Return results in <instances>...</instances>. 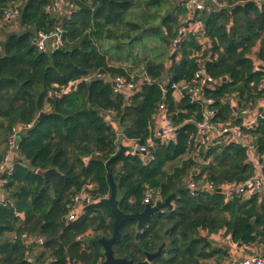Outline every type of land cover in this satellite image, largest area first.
I'll use <instances>...</instances> for the list:
<instances>
[{"label": "trees", "instance_id": "trees-1", "mask_svg": "<svg viewBox=\"0 0 264 264\" xmlns=\"http://www.w3.org/2000/svg\"><path fill=\"white\" fill-rule=\"evenodd\" d=\"M63 1L47 11L57 0H0L1 12L17 8L22 30L7 34L0 46V161L13 127H29L17 139L13 171L2 177L0 264H102L99 240L112 236L114 222L101 201L110 194L108 161L124 214L143 211L148 189L155 191L150 205L175 194L173 208L153 214L144 229L138 230L135 220L121 225L115 258L140 263L160 250L149 264H233L235 255L243 257L255 245L264 256L263 195L233 192L256 175L249 153L264 158V118L243 129L249 153L236 142L198 148L202 103L187 95L177 100L169 86L166 93L159 87L192 84L201 71L216 82L203 97L213 100L218 122L230 120L232 95L238 109L259 106L264 101V68L258 67L264 65V2L217 0L219 7L207 2V8L192 13L193 31L173 50L172 41L189 18L184 0ZM58 27L59 49L39 50L37 34L49 35ZM109 59L120 65H109ZM126 62L129 67L122 65ZM139 67L151 83L129 101L93 76L129 77ZM161 103L171 113L175 141L162 143L155 134ZM121 140L151 141L153 160L128 151L112 159ZM85 186L91 187L93 203L68 222L69 205ZM24 234L40 236L44 244H28ZM215 235L236 243V252L215 244Z\"/></svg>", "mask_w": 264, "mask_h": 264}, {"label": "built area", "instance_id": "built-area-1", "mask_svg": "<svg viewBox=\"0 0 264 264\" xmlns=\"http://www.w3.org/2000/svg\"><path fill=\"white\" fill-rule=\"evenodd\" d=\"M247 2L260 3L264 0H245ZM64 1L57 0L54 6H47L46 10L50 11L60 7ZM207 2H210L216 7L221 6L218 4L217 0H187L185 1V7L188 10V21L184 22L183 25L179 28L178 34L175 40L172 41L173 50L176 49L177 45L183 41V39L190 32L193 31L191 25V16L195 10H202L205 7L207 8ZM73 10V6H67V13L70 14V11ZM18 10L17 8H9L6 10L0 11V29L9 25L12 22L17 21ZM50 41L49 46H46V43ZM62 43V30L58 27L53 33L46 35L38 33L35 39V45L41 51L54 52L61 46ZM258 67H264L263 64H259ZM96 78L101 79L105 82L111 84L113 92L116 94H121L123 97L129 101L130 97L134 94L135 91L140 89L144 84L151 83L150 78L143 72L139 74L130 75L129 77L125 76H111V74H100L95 73ZM216 85V82L213 81L210 77L206 76L201 71H197L195 77L192 81V84L180 82V83H160L159 87L162 93L167 92V86L172 92H177L181 97L184 95L189 96L190 100L193 102L202 103V120L197 124V147H203L204 149L216 147L223 144H228L231 142H236L242 146L251 150L249 146V138L243 132V129H252L259 118H264V101H261L254 108H245L238 109L236 105V97L232 95L229 98L230 107H231V118L227 122H218L216 117V111L213 110L210 105L213 104L212 99H206L203 97L204 89L211 88L213 89ZM66 89H62L60 92L54 93V96H60L64 93ZM235 97V98H234ZM107 119L109 116H105ZM159 119L162 123V127L159 132L156 134L157 138L161 140L162 143L175 141V128L173 126L171 115L168 112V109L164 103L159 104L157 112L154 116V120ZM234 119H240L241 124H236ZM29 127L25 125H19L18 130L15 131L13 138L11 139V156L13 161L6 155L0 161V189L5 180L2 178L3 175L10 174L13 171L14 160L16 157L13 156L15 150L17 149V139L19 135L26 131ZM128 145V153L137 154L145 156L147 161L153 160L152 154L148 152V147L152 145V142L149 141L147 145H141L137 142L130 141ZM15 146V147H14ZM249 160L255 162L256 164V175L250 180L237 185L233 188V192L238 196L248 197L250 195L259 194L263 195L264 199V158L258 159L254 152L249 153ZM207 187L210 190H213L211 184H207ZM188 188L193 191L195 189V184L191 181L188 182ZM91 189L90 186L83 187L72 199L71 205H69V212L67 214L68 222L75 221L81 214L85 206L93 203L92 197L89 195L88 191ZM155 196V191L148 189L145 192V198L143 202L149 204L150 201ZM4 197L0 193V201H3ZM157 201V200H155ZM23 238L28 244L35 243L39 246L44 244V239L40 236L34 238H28L26 234L22 235ZM227 244L231 248V251L236 252L237 244L231 242L226 238ZM256 252V250H254ZM253 252V253H254ZM234 264H264V256L258 254H249L248 252L245 255L237 260Z\"/></svg>", "mask_w": 264, "mask_h": 264}, {"label": "water", "instance_id": "water-1", "mask_svg": "<svg viewBox=\"0 0 264 264\" xmlns=\"http://www.w3.org/2000/svg\"><path fill=\"white\" fill-rule=\"evenodd\" d=\"M187 1V0H184ZM264 68V67H261ZM74 86L71 87L73 89ZM43 116L41 114L38 117V120ZM127 148L120 145L117 153L112 157V159L118 158L120 155L126 153ZM111 159V160H112ZM21 162V160H19ZM109 162L106 163L107 170V178L110 185V194L107 198L101 200L102 203L109 206L112 215L114 216L113 222V234L110 238H101L99 240L104 253V261L102 264H149L150 261L157 256H160V250H158L155 254H148L145 261L140 263H134L133 261H128L126 259H119L114 257L113 253V245L118 241L120 237V227L125 221L135 220L137 222V229L142 230L145 226L151 221L152 215L158 213L162 210H171L173 208V199L175 198V194L169 195L162 201L156 202L154 205L146 204L143 211L140 213L133 214H124L118 209V202L116 199L117 195V187L114 181L113 175L109 169ZM221 189H216V192H220ZM205 241V239H203Z\"/></svg>", "mask_w": 264, "mask_h": 264}, {"label": "rangeland", "instance_id": "rangeland-1", "mask_svg": "<svg viewBox=\"0 0 264 264\" xmlns=\"http://www.w3.org/2000/svg\"><path fill=\"white\" fill-rule=\"evenodd\" d=\"M55 4L53 3V4H51V6H54ZM55 9V8H54ZM65 13H66V11H65ZM188 18V17H187ZM182 21V20H181ZM184 21V20H183ZM22 30L20 29V27L18 26V23H17V21H15V22H12V23H10L9 25H7V26H5V27H3L2 29H0V46H1V44H2V42L4 41V39H5V36L7 35V34H9V33H20ZM146 40V39H145ZM145 43H149V41H145ZM49 44H50V41L49 42H47L46 43V46H49ZM46 51V50H45ZM136 51V50H135ZM108 63H109V65H112V66H119L120 64H119V62H117V61H114V60H111V59H109L108 60ZM124 67H129L130 66V64H128L127 62L126 63H123L122 64ZM127 70V72H128V69H126ZM139 73H141V68L139 67V68H136L135 70H133L132 72H131V74L130 75H134V74H139ZM129 75V76H130ZM254 106H256V105H254ZM254 108V107H253ZM171 114V113H170ZM18 130V125L17 126H14L13 127V129L10 131V133H9V135H8V137H7V157H9L10 159H11V161H13V158H12V156H11V139L13 138V135H14V133H15V131H17ZM25 132V131H24ZM23 132V133H24ZM118 140V139H117ZM119 142V147H120V145L124 142V143H126V142H129V141H124V140H121V141H118ZM3 142H1L0 141V145L2 144ZM121 146H123V147H126L127 148V151H128V145H127V143H126V146H124V144L123 145H121ZM15 147V146H14ZM119 147H118V150H119ZM126 151V152H127ZM197 154V153H196ZM0 193H1V195H3V192H2V190H0ZM255 250H256V252H254L255 254H258V255H263V249H262V247L261 246H257V248H255ZM249 253V252H248ZM205 264H213V262L210 260V261H207V262H205Z\"/></svg>", "mask_w": 264, "mask_h": 264}, {"label": "crops", "instance_id": "crops-1", "mask_svg": "<svg viewBox=\"0 0 264 264\" xmlns=\"http://www.w3.org/2000/svg\"><path fill=\"white\" fill-rule=\"evenodd\" d=\"M173 97H174L175 99H177V100L180 99V96H179V94H178L177 92H173ZM161 127H162V123H161V121H160L159 119H157V120L155 119V120H154L155 134H157V133L159 132V130H160ZM126 143H127V145L130 144L129 142H126ZM126 143L123 142L121 145L124 144V146H126ZM212 240H213L214 242H216L215 244H217V242H221V243H222L221 245H225V244H227V241H228L226 238L222 239L219 235H215V236H213V237H212ZM225 246H226V245H225ZM227 246L229 247L228 244H227ZM229 248H230V247H229ZM255 248H257L256 245H255V246H251V247H249V249H247V250H249V254H250V251H251V252H254ZM231 253H235V252H232V251H231ZM240 253H242L241 250H240ZM245 253H247L246 250L243 251V254H245ZM241 258H242V257H240V258H236V255H235L234 258H233V264H234L237 260H239V259H241Z\"/></svg>", "mask_w": 264, "mask_h": 264}]
</instances>
